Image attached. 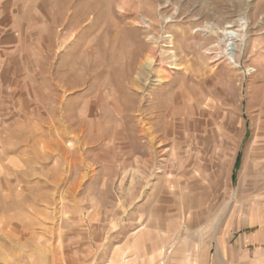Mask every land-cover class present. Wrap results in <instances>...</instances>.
<instances>
[{
	"label": "rangeland",
	"instance_id": "374dc122",
	"mask_svg": "<svg viewBox=\"0 0 264 264\" xmlns=\"http://www.w3.org/2000/svg\"><path fill=\"white\" fill-rule=\"evenodd\" d=\"M27 8L25 94L0 108V264H186L264 206V0Z\"/></svg>",
	"mask_w": 264,
	"mask_h": 264
},
{
	"label": "crops",
	"instance_id": "0c3cea01",
	"mask_svg": "<svg viewBox=\"0 0 264 264\" xmlns=\"http://www.w3.org/2000/svg\"><path fill=\"white\" fill-rule=\"evenodd\" d=\"M30 0H0V108L5 109L3 96L24 84V62L29 59L30 46L36 31L29 30ZM41 46V47H40ZM44 47L42 51L40 48ZM39 53L46 58L45 45ZM7 103V102H6ZM0 116H6L0 114ZM198 244H186V264H264V206H247L237 210L210 237H198ZM212 253V254H211Z\"/></svg>",
	"mask_w": 264,
	"mask_h": 264
},
{
	"label": "bare ground",
	"instance_id": "6f19581e",
	"mask_svg": "<svg viewBox=\"0 0 264 264\" xmlns=\"http://www.w3.org/2000/svg\"><path fill=\"white\" fill-rule=\"evenodd\" d=\"M222 36L224 37L225 40H227L226 53L234 55V53H236L237 51V47L235 44L237 42L236 35L231 33H226V34L223 33Z\"/></svg>",
	"mask_w": 264,
	"mask_h": 264
},
{
	"label": "built area",
	"instance_id": "2783aa9c",
	"mask_svg": "<svg viewBox=\"0 0 264 264\" xmlns=\"http://www.w3.org/2000/svg\"><path fill=\"white\" fill-rule=\"evenodd\" d=\"M215 55V54H214ZM232 54H229V53H226V58L231 62V63H234L233 60H231V56Z\"/></svg>",
	"mask_w": 264,
	"mask_h": 264
}]
</instances>
